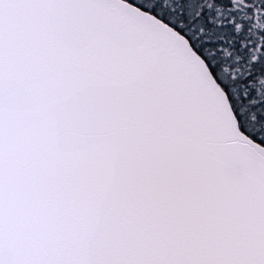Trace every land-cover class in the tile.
<instances>
[{
  "label": "snow or ice",
  "instance_id": "obj_1",
  "mask_svg": "<svg viewBox=\"0 0 264 264\" xmlns=\"http://www.w3.org/2000/svg\"><path fill=\"white\" fill-rule=\"evenodd\" d=\"M0 264H264V0H0Z\"/></svg>",
  "mask_w": 264,
  "mask_h": 264
}]
</instances>
